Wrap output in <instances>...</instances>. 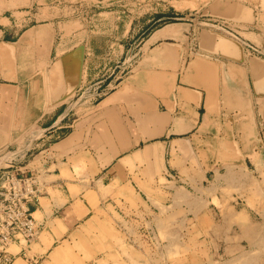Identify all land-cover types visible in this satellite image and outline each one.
I'll return each instance as SVG.
<instances>
[{
	"label": "crops",
	"instance_id": "0c3cea01",
	"mask_svg": "<svg viewBox=\"0 0 264 264\" xmlns=\"http://www.w3.org/2000/svg\"><path fill=\"white\" fill-rule=\"evenodd\" d=\"M90 2L0 0V157L12 154L10 165L42 186L29 255L61 260L71 249V264H95L102 245L117 241L101 232L108 218L170 227L179 212L197 228L204 197L218 209L214 194L226 197L225 226L250 239L248 250L234 246L233 262H252V237L264 262V0H157L162 11L142 20L106 7L91 16ZM189 2L195 13L173 5ZM216 20L234 38L205 26ZM136 28L147 33L142 57L109 80L106 52L136 49ZM245 44L261 56H248ZM101 78L110 82L101 100L72 101ZM194 233L186 243L198 244L203 233ZM197 244L196 261L191 249L182 264H200ZM14 264L33 263L17 256Z\"/></svg>",
	"mask_w": 264,
	"mask_h": 264
},
{
	"label": "rangeland",
	"instance_id": "374dc122",
	"mask_svg": "<svg viewBox=\"0 0 264 264\" xmlns=\"http://www.w3.org/2000/svg\"><path fill=\"white\" fill-rule=\"evenodd\" d=\"M155 1L157 0H91V5L90 8L87 9V12L91 16L97 15L100 11L105 10L106 7V10L108 11L109 9L112 11H124L125 13L130 11V13H133L136 18L138 17V19L142 20L146 17H152V15H156V13L162 11L163 5H156ZM173 5L177 8L186 7L189 11H193V13L198 10L197 7L199 6L191 2ZM96 6L102 8L99 9ZM92 23L97 24V22ZM206 23L205 26L207 27L215 28L217 25H220L221 27L228 29L230 33H233V30H231L230 25L226 21L216 20L215 22L207 21ZM157 25L158 23L153 24L151 27L155 28ZM136 26H138V24H136ZM141 26L142 21L139 24V28H141ZM219 31H221L222 34L229 36L225 31L223 32L221 29H219ZM138 33L137 30L135 35L130 38L131 43L135 42V45L139 43L136 49L134 48V50L129 53L124 52L122 56L119 54L118 50L114 52L111 51V53L106 52V57H104L108 60L110 59L111 61L109 62L114 63V66L105 69L107 75H109V80L121 79L128 75L142 57L143 52H138V49L141 48V40L142 38H145L144 36L147 33L140 37H138ZM104 42V39L96 40L93 37V43L96 45H103ZM94 56L99 57L100 53L97 52ZM95 59V63H97V58ZM103 79L104 78L97 79L91 84L85 86L74 96L72 101H74L76 105H80L84 102L86 104L89 102L88 100L91 99L92 103L101 100L99 93L103 92L105 86L110 83L104 84L105 82ZM79 89L80 88L78 87L77 91ZM96 93L98 95H95ZM220 135H222V133H220ZM12 157V154L1 156L0 160L5 159V161L4 163L3 161H0V166H11L10 163ZM222 171L224 172V170ZM213 193L215 192L213 191ZM224 198L226 197L223 195L219 197L213 194L212 203L218 208L213 209V206L210 204V199L204 197V211L202 212L203 219L200 222V226L197 228H191V225L187 226L182 220V216L179 212L174 213L170 227H167V225L169 226V223L164 222L163 219H157L155 226H149L145 223L147 222V219L143 223L132 222L122 225L121 222H118L115 218H108V226L105 228V231L101 232L107 236V238L117 241L113 245H102L103 249H106L107 251H105L106 253L104 252L105 254L101 255V258L103 259H96L95 261L97 264H182L185 262V258L181 255H185L191 249L190 257L193 259L192 261H196L195 255L197 256L198 254L196 253L195 245L197 243L193 241L194 239L186 243V237L195 234L194 232L197 231L196 234L198 235L203 233L198 239L197 244L198 249L202 251L201 256H199L202 257L200 264H214L215 261L217 263L227 262V264H241L242 262H233L234 260L231 258L237 255L236 250L233 251L234 246L236 244H241L243 249L248 250L247 248L250 245V239L247 236L244 237L245 234H243L242 228H239L236 225H232V227L225 226L226 223L228 224V222H231L229 220L230 213L223 211L220 206L221 200ZM252 219L259 224L261 222L259 213H254ZM258 230L259 229H255V232L258 233ZM251 247L253 251L256 249L257 252L255 251L252 254V262H250V264H264V262L260 260L261 252L259 251V239L252 237ZM74 249L76 252L80 251L82 253L83 251L76 245H74ZM13 251L17 250L13 249ZM72 252L73 251L70 249V252H67L61 260L52 258L49 260L43 258L42 260H39L37 264H41L42 262L44 264H71L73 262ZM210 257L213 258L211 259ZM90 264L94 263L92 262Z\"/></svg>",
	"mask_w": 264,
	"mask_h": 264
},
{
	"label": "built area",
	"instance_id": "2783aa9c",
	"mask_svg": "<svg viewBox=\"0 0 264 264\" xmlns=\"http://www.w3.org/2000/svg\"><path fill=\"white\" fill-rule=\"evenodd\" d=\"M216 28L234 38L228 29L219 25ZM244 50L250 57L261 56L260 49L252 44H245ZM99 94L102 97V92ZM41 191L42 186L35 175H25L17 166H0V264H14L17 256L38 263L39 260L29 252L39 235L31 205Z\"/></svg>",
	"mask_w": 264,
	"mask_h": 264
},
{
	"label": "trees",
	"instance_id": "16d2710c",
	"mask_svg": "<svg viewBox=\"0 0 264 264\" xmlns=\"http://www.w3.org/2000/svg\"><path fill=\"white\" fill-rule=\"evenodd\" d=\"M154 27H148L147 29H146V31H150V30H152Z\"/></svg>",
	"mask_w": 264,
	"mask_h": 264
},
{
	"label": "bare ground",
	"instance_id": "6f19581e",
	"mask_svg": "<svg viewBox=\"0 0 264 264\" xmlns=\"http://www.w3.org/2000/svg\"><path fill=\"white\" fill-rule=\"evenodd\" d=\"M0 161H3V163H4L5 159H4V160H0ZM1 166H2V165H1ZM6 166H7V165H6ZM6 166H5V167H6Z\"/></svg>",
	"mask_w": 264,
	"mask_h": 264
},
{
	"label": "water",
	"instance_id": "95a60500",
	"mask_svg": "<svg viewBox=\"0 0 264 264\" xmlns=\"http://www.w3.org/2000/svg\"><path fill=\"white\" fill-rule=\"evenodd\" d=\"M81 49H82V47H81Z\"/></svg>",
	"mask_w": 264,
	"mask_h": 264
}]
</instances>
